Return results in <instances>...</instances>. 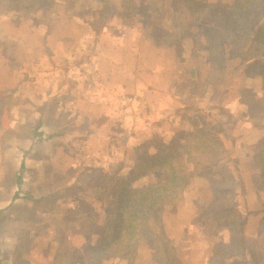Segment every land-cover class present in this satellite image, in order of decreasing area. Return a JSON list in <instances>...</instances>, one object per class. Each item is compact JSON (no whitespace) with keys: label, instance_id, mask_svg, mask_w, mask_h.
I'll list each match as a JSON object with an SVG mask.
<instances>
[{"label":"rangeland","instance_id":"obj_1","mask_svg":"<svg viewBox=\"0 0 264 264\" xmlns=\"http://www.w3.org/2000/svg\"><path fill=\"white\" fill-rule=\"evenodd\" d=\"M134 1L140 13L138 21L145 23L151 34L158 33V42L164 43L166 40L179 53L206 57L202 72H207V76L198 74L194 80L190 90L194 97L190 108L171 114L179 122L177 128L163 126L162 132L157 133L164 140H171L172 137L187 143L191 122L197 125L208 123L220 133L227 150L226 156L218 160V165L229 167L234 174L235 187L230 192V201L238 205L246 216L245 234L251 251L246 254L245 259L249 264H260L264 235V187L261 184L255 144L264 136V119L258 118L264 116V109L259 110L253 103H264V81L261 77L252 78L247 69L245 54L239 49L236 53L240 54L235 57L229 51L222 54L226 66L222 70H214L211 65L215 67L214 59L218 61L221 56L218 49L216 52L205 49L195 51L196 46L194 47L191 39L186 42L187 46L178 44L180 37L177 36L178 33H184L182 29L191 34L200 30L192 17L175 9L174 0ZM205 1H224L230 4L234 0ZM103 3L107 4V1L66 0L54 4L40 3L41 10L34 15H24L22 19V14L19 16L12 12L7 15H11L13 20L29 22L33 27H48L56 20L70 22L73 26L83 27L81 37L85 36L84 33L91 37L93 33L96 36L100 32L107 34V23L120 21L119 11L122 10L123 0H110L102 9ZM124 18L129 20L127 14ZM104 26L106 27L103 28ZM166 32L171 34L169 40L163 37ZM203 36L206 42L204 47H211V38ZM86 40L87 38L82 41L84 49L81 48L79 53L83 59L93 54L88 47V50L85 49ZM254 46L261 54L260 43L255 42ZM75 59L70 62L66 59L58 71L73 72V67L79 66L78 62L82 66L80 70H88V64ZM231 68L235 69L234 73ZM233 76L238 78L230 79ZM223 77L229 83L228 88L235 91L234 96L240 98L239 105H228V110L217 108L215 113L200 108L201 95H208L207 87ZM64 83L66 84L65 80ZM21 91L19 99L14 100L17 109L11 115L15 123L8 124L7 119L5 120L7 130L0 139V156H3L0 164V264H65L67 259L70 260L72 251H81L83 247L95 244L96 223L107 225L113 218L111 193L118 180L123 179L132 189L141 188L161 178L163 170L162 167L152 166L154 160L144 148L129 149L126 161L108 154L107 142L100 143L94 134L107 132V123L106 126L100 125L107 120V110L94 109L88 117L83 116V111H80L77 118V110L65 105L69 100L67 94H63L57 102L51 100L46 108V104H41L39 95L28 101L23 99L22 88ZM60 103L64 104L62 109L59 108ZM44 114L43 121L38 119ZM91 132H94L93 139L87 142ZM149 133V130H144L139 135L148 137ZM41 139L44 143H38ZM21 161L24 162L23 169ZM186 163L194 174L183 190L187 204L180 213V216L193 217L191 226L184 228L186 237L182 241L171 238L181 231L183 222L179 218L175 221L174 215L180 206L178 203L164 205L157 217L160 224L151 222L152 229L155 232L160 228L163 230L178 251L183 264H242L241 261H245L242 254L230 259H223L219 255L221 244L228 239V230L225 218L216 207L214 193L221 188L215 181L217 175L213 172L214 169L217 170V166L202 159L191 149ZM42 197L44 201L36 204ZM56 235L60 240L51 248ZM149 237V232L139 235L136 252L129 260L121 257L101 260L106 252H114L111 246L104 251L89 249L84 254L93 264H156L157 257L163 254L160 250H155V244ZM73 261L74 264L80 263L76 257Z\"/></svg>","mask_w":264,"mask_h":264},{"label":"crops","instance_id":"obj_2","mask_svg":"<svg viewBox=\"0 0 264 264\" xmlns=\"http://www.w3.org/2000/svg\"><path fill=\"white\" fill-rule=\"evenodd\" d=\"M20 17L24 18V15ZM82 28L57 20L48 27H33L29 22L0 14V139L7 130L5 120L8 124L15 123L11 115L17 109L14 100L19 99L21 88L23 99L32 101L35 95H39L46 108L51 100L57 102L67 94L69 100L65 105L77 110V118L80 111L88 117L94 109L107 110V120L100 124L107 123V132H91L87 142L93 139L94 133L100 143L107 142L109 155L126 161L129 149H136L139 144L141 131H162L163 126L177 128L179 122L171 114L190 108L194 98L190 92L194 80L198 74L207 76V72H202L206 57L202 58L200 54L192 57L185 52L179 53L172 44L156 43L143 22L129 28L118 21L109 22L107 34L100 32L96 36L93 33L91 37L88 33L81 37ZM86 38L85 49L88 47L93 54L83 59L79 53L81 48L84 49L82 41ZM188 39L183 40V46H187ZM199 40L203 46L206 45L203 34L199 35ZM73 58L88 64V70H80L82 66L78 62L79 66L73 67L75 71L60 73L58 68L63 66V62L66 59L70 62ZM211 68L214 67L211 65ZM231 71L234 73L235 69L231 68ZM228 85L224 77L210 84L207 87L209 94L203 93L199 99L200 108L215 113L217 108L228 110V105L238 106L241 100L234 96L235 91ZM237 90L239 92L238 87ZM63 103L59 108L62 109ZM44 117L45 114L38 119L43 121ZM38 143H44V140ZM186 204L185 198L174 215L175 221L178 218L183 221L181 231L171 237L179 241L186 237L184 228L191 226L193 218L180 216ZM57 240L60 237L56 235L51 248Z\"/></svg>","mask_w":264,"mask_h":264},{"label":"trees","instance_id":"obj_3","mask_svg":"<svg viewBox=\"0 0 264 264\" xmlns=\"http://www.w3.org/2000/svg\"><path fill=\"white\" fill-rule=\"evenodd\" d=\"M57 1L66 0H0V12L2 14L14 12L19 16L21 14L34 15L41 10L40 3L54 4ZM103 1H107V4L110 2V0ZM174 2L175 9L179 12L188 13L192 20L196 21L200 30L191 34L190 31L182 29L184 33H178L177 36L180 37L178 44L183 46V40L190 38L194 47L196 46L195 50L205 49L216 52L218 49L221 56L218 61L214 59V70H222L223 66H226L223 62L225 60L223 55L227 51L235 57V55L240 54L236 53V50L239 49L241 53L245 54L247 69L252 78L261 77L264 81V0H234L230 4L224 1L207 2L205 0H174ZM107 4L103 3L101 8L104 9ZM122 4V10L119 11L120 21L118 22L126 27L139 23L138 16L140 13L135 7V1L123 0ZM126 14L129 17L127 18L128 21L124 18ZM149 34L151 33L149 32ZM201 34L211 38V47H204L201 44L199 40ZM151 36L156 43H163L157 41L160 39L158 33L151 34ZM170 36L171 34L167 32L163 35L167 40ZM255 42L260 43L261 54L255 48ZM165 43L171 44L166 40L163 44ZM253 106L259 110L264 109V103L260 101H254ZM258 118L264 119V116ZM157 131L152 129L148 137H139V144L136 148H144L149 152L148 154L154 160L152 166L162 167L161 178L135 189L130 188L123 179L122 181L118 180L116 188L111 193L113 218L108 223L110 225L96 223L94 229L95 244L87 245L81 251H72L70 260L67 259L65 264H74V257L79 259V264H93L94 262L89 261L84 253L87 254L89 249L94 248L104 251L110 246L113 247L114 252H106L101 260H111L115 257L129 260V257L136 252L138 237L142 232H149V239L153 240L155 250H160L163 254L157 257L156 264H183V260L170 239L165 236L161 228L155 232L151 222L160 224L157 217L164 205L183 202V190L194 175L186 163L190 149L202 159L217 166V170L214 169L213 172L217 175L215 181L221 188L216 189L214 193L216 207L225 218V227L228 230V239L221 244L219 255L223 256V259H230L242 254L245 261H241V263L249 264L245 259L246 254L251 251L245 234L246 216L242 209L238 208V205H234L230 201V192L235 187V176L229 167L218 165V160L226 156L227 150L220 133L208 123L197 125L191 122V128L187 132L188 142L183 143L177 140V137V139L170 137L171 140H164L159 137L162 135L158 134ZM158 132L162 131L159 130ZM153 148L155 150L150 151ZM255 149L257 150L256 159L262 176L261 184L264 187V136L256 142ZM23 166L24 162L21 163V169ZM58 178L62 177L58 176ZM237 179H240L239 176ZM43 199L42 197L37 200L36 204ZM262 222L264 226V214L262 215ZM262 241L263 248L259 256L260 264H264V235ZM231 264L239 263L232 262ZM253 264L259 263L254 262Z\"/></svg>","mask_w":264,"mask_h":264}]
</instances>
